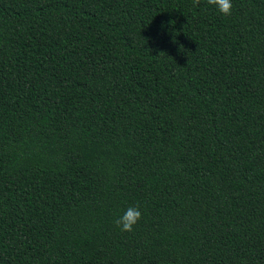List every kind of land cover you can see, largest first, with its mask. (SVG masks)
<instances>
[{"label": "trees", "instance_id": "16d2710c", "mask_svg": "<svg viewBox=\"0 0 264 264\" xmlns=\"http://www.w3.org/2000/svg\"><path fill=\"white\" fill-rule=\"evenodd\" d=\"M232 3L0 0V264H264V0Z\"/></svg>", "mask_w": 264, "mask_h": 264}, {"label": "clouds", "instance_id": "9594fccd", "mask_svg": "<svg viewBox=\"0 0 264 264\" xmlns=\"http://www.w3.org/2000/svg\"><path fill=\"white\" fill-rule=\"evenodd\" d=\"M207 3L214 6L217 11L224 16H230L232 14V0H207ZM199 4L200 0H193V6H199ZM141 218L142 213L139 206H130L115 220V224L122 232H132L134 226Z\"/></svg>", "mask_w": 264, "mask_h": 264}]
</instances>
